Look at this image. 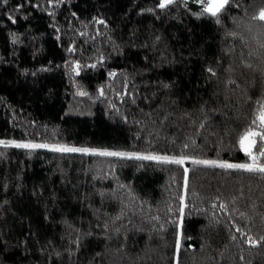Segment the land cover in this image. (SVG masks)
Listing matches in <instances>:
<instances>
[{
	"label": "trees",
	"instance_id": "trees-1",
	"mask_svg": "<svg viewBox=\"0 0 264 264\" xmlns=\"http://www.w3.org/2000/svg\"><path fill=\"white\" fill-rule=\"evenodd\" d=\"M159 3L0 0V138L251 162L264 0ZM262 238L264 173L0 145V264H264Z\"/></svg>",
	"mask_w": 264,
	"mask_h": 264
},
{
	"label": "snow or ice",
	"instance_id": "snow-or-ice-1",
	"mask_svg": "<svg viewBox=\"0 0 264 264\" xmlns=\"http://www.w3.org/2000/svg\"><path fill=\"white\" fill-rule=\"evenodd\" d=\"M175 0H160L159 7L166 8L169 5L173 4ZM186 2V0H185ZM197 2L201 5V14H207L210 17H217L221 10L229 3V0H197ZM261 22H264V8H262L258 14L253 17ZM103 23V21H100ZM211 71V70H210ZM82 95L84 93H81ZM252 126L248 127L243 134L239 137V145L241 150L245 153L246 156L249 157L250 163H219L216 161H208V160H193L194 164H205L211 166H217L224 169H241L247 172L253 173H264V163H261V158L264 157V103L260 104L259 109L256 112L255 119L252 120ZM0 143H4L0 141ZM7 146V145H5ZM17 148H42L47 147V145L43 144H31V143H19L14 144ZM53 151L57 152H83L88 153L92 151L93 154L100 156H119V157H128L132 158L133 156L136 159L141 160H157L163 161L165 163H173L177 165H183L184 159L181 158H169L167 156H140L134 153H124V152H112V151H100L96 152L95 150H89L87 148H74V147H54ZM187 169H185V173H187ZM221 207H225L221 205ZM239 231V229H237ZM264 239V238H262ZM253 246H255V241H251Z\"/></svg>",
	"mask_w": 264,
	"mask_h": 264
},
{
	"label": "rangeland",
	"instance_id": "rangeland-1",
	"mask_svg": "<svg viewBox=\"0 0 264 264\" xmlns=\"http://www.w3.org/2000/svg\"><path fill=\"white\" fill-rule=\"evenodd\" d=\"M0 141H3L4 143H0V145H8V146H14V144H19V143H31V144H43L47 145V147H42V148H34V149H43V150H52L54 147H60V146H65V147H74V148H87L89 150H95L96 152L100 151H112V152H124V153H134L136 155L140 156H148V155H153V156H167L169 158H181L178 156H173V155H162V154H155V153H142V152H135V151H126V150H114V149H108V148H101V147H92V146H80V145H69V144H62V143H49V142H38V141H27V140H17V139H7V138H0ZM76 153H83V152H76ZM88 153L93 154L92 151H89ZM132 158H135L134 156ZM184 158V157H183ZM193 160H208V161H216L217 164L219 163H233V164H239V163H234V162H227L225 160H219V159H205V158H185L184 163L186 162H192ZM261 163H264L263 161H260ZM250 163V162H249Z\"/></svg>",
	"mask_w": 264,
	"mask_h": 264
}]
</instances>
